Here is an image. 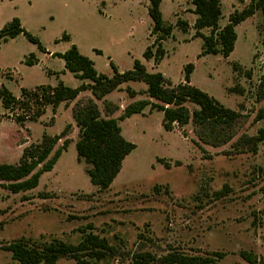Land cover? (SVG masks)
Instances as JSON below:
<instances>
[{
    "label": "rangeland",
    "instance_id": "1",
    "mask_svg": "<svg viewBox=\"0 0 264 264\" xmlns=\"http://www.w3.org/2000/svg\"><path fill=\"white\" fill-rule=\"evenodd\" d=\"M220 1L219 25H224L233 10L251 0ZM148 4L149 0H0V28L17 17L43 47L40 50L23 34L0 39V85L16 96L22 87L54 86L58 81L77 87L82 81L65 69L62 58L52 56L72 44L107 76L113 73L110 60L124 71L139 59L148 71H159L176 84L183 80L184 65L192 63L190 83L239 113L234 136L220 146L201 144L200 149L190 122L164 130L162 112L148 106L119 121L122 135L135 148L123 159L111 185L98 189L89 181L88 165L77 160L78 130L71 118V108L92 97L89 90L54 112L47 106L35 121L22 125L0 105V163H16L23 149L39 142L43 133L54 135L71 124L53 151L65 138L66 148L33 189L11 193L0 187V264H20L5 248L14 240L77 243L89 232L114 247L113 254L98 264H132L136 252L159 257L171 249L203 256L220 252L216 264H252L240 255L248 251L256 263L264 262V139L254 151L237 142L264 129V12L258 9L235 26L237 38L227 57L199 55L202 40L194 36L191 0H161L163 20L173 25L184 20L187 30L173 26L171 36L163 40L165 55L155 65L142 57L154 38ZM63 34L67 38H61ZM30 53L35 62L27 65ZM127 86L136 92L130 96ZM120 87L103 98L118 106L111 116L118 117L132 101L149 98L142 82ZM103 99L94 100L104 115ZM54 264L76 262L60 257Z\"/></svg>",
    "mask_w": 264,
    "mask_h": 264
},
{
    "label": "trees",
    "instance_id": "2",
    "mask_svg": "<svg viewBox=\"0 0 264 264\" xmlns=\"http://www.w3.org/2000/svg\"><path fill=\"white\" fill-rule=\"evenodd\" d=\"M160 1L149 0L147 12L152 22L150 34L154 38L142 53L145 60H152L154 64H158L163 58V40L171 36L173 26L179 27L183 32L187 30V22L184 20L177 19L174 25L163 20L159 8ZM191 4L195 14L192 24L194 36L202 40L199 55L220 54L227 57L237 38L235 26L252 16L258 9L264 12V0H251L241 10H233L228 15L227 22L221 26L220 0H191ZM202 29H208L209 33H202ZM19 34H23L28 41L43 50L38 38L24 29L19 18L13 17L0 28V39L4 41ZM61 38L65 39L67 35L63 34ZM52 56L62 58L65 69L82 81L77 87H70L58 81L54 86L42 84L33 89L22 87L19 96H16L1 84L0 105L14 115L17 124L22 125L27 120L35 121L47 106L54 112L61 102H70L76 99L82 90H89L92 97L76 103L71 108V116L78 130L75 141L77 160H83L88 165L86 173L89 181L98 189L111 185L123 159L135 148V144L122 135L119 121L133 114L143 113L147 106L150 110L162 112L161 126L164 130H172L174 126L182 127L190 122L197 137L194 143L200 149L201 144L214 147L225 144L235 134L233 126L239 113L190 83L192 63L184 65L183 80L172 84L161 72L148 71L139 59H134L131 67L124 71H118L110 60L113 73L107 76L98 72L92 60L73 44L66 51L54 52ZM24 62L27 65L33 64V53L25 57ZM129 81L144 83L145 93L149 98L132 101L122 109L118 117L111 116L118 106L106 102L104 96L120 89L121 84ZM125 90L130 96L136 92L129 86ZM94 99H103L104 115ZM186 103L193 104L194 108H189ZM15 109L20 110V113H14ZM70 127V123L66 124L61 132L54 135L43 133L39 142L23 149L16 163H0V187L11 193L33 189L38 184L41 173L49 171L66 148L67 138L53 151L58 140L66 135ZM239 138L237 142L240 146L254 151L257 143L264 139V129H259L255 136ZM159 161L165 167L170 166L165 159ZM5 248L20 264H54L60 257L72 258L76 264H98L114 252V247L105 238L91 232L84 233L77 243L56 239L30 241L20 238L8 243ZM212 254L189 255L171 249L156 257L150 252L141 251L132 256V264H216L222 253ZM240 255L252 264H264L263 261L256 263L257 258L251 252L241 251Z\"/></svg>",
    "mask_w": 264,
    "mask_h": 264
},
{
    "label": "crops",
    "instance_id": "3",
    "mask_svg": "<svg viewBox=\"0 0 264 264\" xmlns=\"http://www.w3.org/2000/svg\"><path fill=\"white\" fill-rule=\"evenodd\" d=\"M221 26H222V25H221ZM202 30H203V29H202ZM202 30H201V32H202ZM202 33H203V32H202ZM49 54H50V53H48V55H49ZM164 55H165V54H164ZM143 59H144V58H143ZM149 61H152V60H149ZM158 64H159V63H158ZM155 65H157V64H155ZM125 83H127V82H125ZM62 103H65V102H61L58 106H60ZM145 108H148V106L145 107ZM145 108H144V109H145ZM144 109H143V110H144ZM71 118H72V117H71ZM72 120H73V119H72Z\"/></svg>",
    "mask_w": 264,
    "mask_h": 264
}]
</instances>
